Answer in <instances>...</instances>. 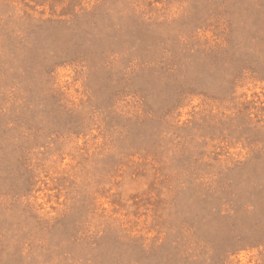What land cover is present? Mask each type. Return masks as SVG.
I'll return each instance as SVG.
<instances>
[{
    "label": "rangeland",
    "instance_id": "374dc122",
    "mask_svg": "<svg viewBox=\"0 0 264 264\" xmlns=\"http://www.w3.org/2000/svg\"><path fill=\"white\" fill-rule=\"evenodd\" d=\"M0 264H264V0H0Z\"/></svg>",
    "mask_w": 264,
    "mask_h": 264
}]
</instances>
